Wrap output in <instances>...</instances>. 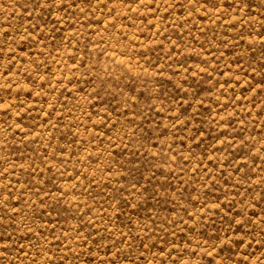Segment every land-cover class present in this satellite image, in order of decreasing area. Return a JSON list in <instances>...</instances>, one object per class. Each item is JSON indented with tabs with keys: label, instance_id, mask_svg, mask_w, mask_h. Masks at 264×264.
I'll return each mask as SVG.
<instances>
[{
	"label": "rangeland",
	"instance_id": "obj_1",
	"mask_svg": "<svg viewBox=\"0 0 264 264\" xmlns=\"http://www.w3.org/2000/svg\"><path fill=\"white\" fill-rule=\"evenodd\" d=\"M0 264H264V0H0Z\"/></svg>",
	"mask_w": 264,
	"mask_h": 264
}]
</instances>
